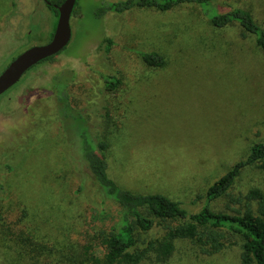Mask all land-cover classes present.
<instances>
[{
  "label": "rangeland",
  "instance_id": "374dc122",
  "mask_svg": "<svg viewBox=\"0 0 264 264\" xmlns=\"http://www.w3.org/2000/svg\"><path fill=\"white\" fill-rule=\"evenodd\" d=\"M104 1L113 0H77L67 45L0 95V264H91L83 247L118 209L66 141L51 89L58 77L91 136L108 141V175L191 211L203 204L193 202L196 194L264 142V53L254 36H241L236 22L212 26L193 4L95 16ZM48 3L0 0V72L24 48L49 40L57 16ZM218 4L246 8L264 28V0ZM140 50L160 53L163 65H147ZM107 75L120 80L114 90L105 89ZM251 187L264 193L257 164L242 168L230 190ZM224 201L212 206L223 210ZM160 235L156 229L143 237ZM20 237L30 240L26 251ZM239 251L235 244L207 255L178 240L165 261L140 264H240Z\"/></svg>",
  "mask_w": 264,
  "mask_h": 264
},
{
  "label": "trees",
  "instance_id": "16d2710c",
  "mask_svg": "<svg viewBox=\"0 0 264 264\" xmlns=\"http://www.w3.org/2000/svg\"><path fill=\"white\" fill-rule=\"evenodd\" d=\"M63 0H49L48 7L57 16L55 4ZM223 0H113L104 1L94 10L95 16L112 12H123L131 8H151L166 11L177 6L193 4L214 27H223L236 22L241 28V36H254L255 43L264 53V28L253 18L251 12L242 7H219ZM75 1L72 13L76 11ZM55 21L52 32L55 27ZM111 39L102 40L107 52ZM59 53V52H58ZM142 61L149 66L159 67L163 56L156 51H138ZM56 55V54H55ZM51 55L39 61L54 59ZM14 57V56H13ZM61 78V79H60ZM63 77L54 79L51 89L56 98L59 116L66 141L76 150L88 168L103 196L111 199L118 209L114 220L106 229H99L83 247V256L91 264H140L146 259L163 262L169 258L178 240H187L200 253L211 255L228 245L239 244L240 264H264V193L258 187L245 192H231V186L241 169L257 164L264 168V142L253 143L248 154L232 164L227 171L208 185L204 193L195 195L193 202L203 199L196 211L183 206L162 192H135L121 187L107 173L106 150L108 141L91 136L86 126V118L69 102L67 83ZM120 80L116 75L105 76V89L114 90ZM77 130L74 131V127ZM72 132V134H71ZM77 132V133H76ZM73 135V140L70 138ZM72 140V141H71ZM78 142V144H77ZM224 199V209L218 210L212 203ZM160 230L162 235L144 238V234ZM22 251L27 250V237L17 240ZM99 246L102 251H97Z\"/></svg>",
  "mask_w": 264,
  "mask_h": 264
},
{
  "label": "water",
  "instance_id": "95a60500",
  "mask_svg": "<svg viewBox=\"0 0 264 264\" xmlns=\"http://www.w3.org/2000/svg\"><path fill=\"white\" fill-rule=\"evenodd\" d=\"M76 0H63L54 5L57 19L51 37L45 43L30 45L17 53L0 72V95L13 86L21 76L42 59L57 54L71 37L70 15Z\"/></svg>",
  "mask_w": 264,
  "mask_h": 264
}]
</instances>
